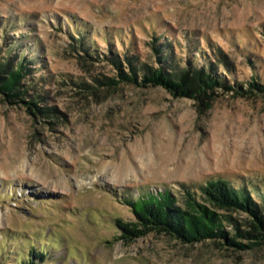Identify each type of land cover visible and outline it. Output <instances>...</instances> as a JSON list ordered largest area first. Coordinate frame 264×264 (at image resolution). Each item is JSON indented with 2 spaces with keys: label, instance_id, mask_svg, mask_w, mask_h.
Wrapping results in <instances>:
<instances>
[{
  "label": "rangeland",
  "instance_id": "rangeland-1",
  "mask_svg": "<svg viewBox=\"0 0 264 264\" xmlns=\"http://www.w3.org/2000/svg\"><path fill=\"white\" fill-rule=\"evenodd\" d=\"M7 51L30 60L29 91L54 109L0 99V264L33 248L43 264H264V243H128L115 225L133 219L128 199L180 200L213 179L264 196V91L249 87L264 84V0H0ZM158 54L213 65L223 82L208 108L162 86L100 84L128 72L126 57L155 66ZM236 84L242 95L226 90Z\"/></svg>",
  "mask_w": 264,
  "mask_h": 264
},
{
  "label": "trees",
  "instance_id": "trees-1",
  "mask_svg": "<svg viewBox=\"0 0 264 264\" xmlns=\"http://www.w3.org/2000/svg\"><path fill=\"white\" fill-rule=\"evenodd\" d=\"M154 50L159 53L158 47ZM125 61L128 72L118 71L119 79L105 78L100 80V84L111 87L126 81L137 86H162L173 97L198 99L208 108V103L213 99L212 91L223 82L221 74L211 63L206 67L191 66L190 63L174 67L160 54L155 66L147 63L136 65L132 56L126 57ZM29 62L23 56L10 55L9 51L0 55V99L7 103H21L40 115L50 114L54 108L39 105L43 98L38 92L33 94L29 91L33 83V67ZM249 87L264 91V84L260 82H250ZM226 90L242 95L244 89L243 84H236L226 86ZM126 204L133 219H117L115 225L120 233L119 238L128 243L151 232L170 236L185 244L214 240L242 250L264 243V196L251 199L246 189L236 188L223 179L207 181L197 188V193L184 186L180 200L164 190L128 199ZM232 213L248 214L251 229L241 228L243 224ZM238 239L250 241L245 244ZM253 239L256 240L251 241ZM47 255L46 251L33 248L15 264H43Z\"/></svg>",
  "mask_w": 264,
  "mask_h": 264
}]
</instances>
